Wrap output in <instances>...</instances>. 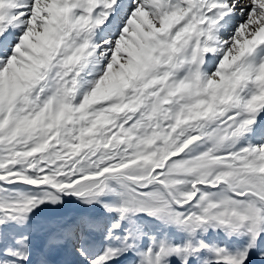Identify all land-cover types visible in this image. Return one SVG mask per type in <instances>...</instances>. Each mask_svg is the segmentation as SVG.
Masks as SVG:
<instances>
[{
	"label": "snow or ice",
	"instance_id": "snow-or-ice-1",
	"mask_svg": "<svg viewBox=\"0 0 264 264\" xmlns=\"http://www.w3.org/2000/svg\"><path fill=\"white\" fill-rule=\"evenodd\" d=\"M0 264H264V0H0Z\"/></svg>",
	"mask_w": 264,
	"mask_h": 264
},
{
	"label": "bare ground",
	"instance_id": "bare-ground-1",
	"mask_svg": "<svg viewBox=\"0 0 264 264\" xmlns=\"http://www.w3.org/2000/svg\"><path fill=\"white\" fill-rule=\"evenodd\" d=\"M53 259H56L55 257Z\"/></svg>",
	"mask_w": 264,
	"mask_h": 264
}]
</instances>
